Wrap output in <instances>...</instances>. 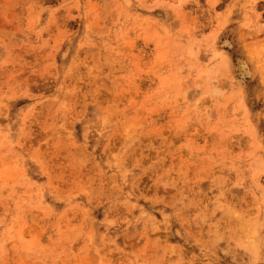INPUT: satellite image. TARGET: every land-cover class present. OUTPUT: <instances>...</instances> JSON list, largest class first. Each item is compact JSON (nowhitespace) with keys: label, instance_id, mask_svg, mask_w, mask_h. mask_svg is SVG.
Listing matches in <instances>:
<instances>
[{"label":"rangeland","instance_id":"1","mask_svg":"<svg viewBox=\"0 0 264 264\" xmlns=\"http://www.w3.org/2000/svg\"><path fill=\"white\" fill-rule=\"evenodd\" d=\"M0 264H264V0H0Z\"/></svg>","mask_w":264,"mask_h":264},{"label":"bare ground","instance_id":"2","mask_svg":"<svg viewBox=\"0 0 264 264\" xmlns=\"http://www.w3.org/2000/svg\"><path fill=\"white\" fill-rule=\"evenodd\" d=\"M242 63V62H241ZM243 65H245V64H243ZM242 66V65H241ZM248 68V67H247ZM245 70L243 71V73H244V75H246V74H248V71L246 70V68H244ZM249 70V69H248ZM249 72H251L250 70H249Z\"/></svg>","mask_w":264,"mask_h":264}]
</instances>
